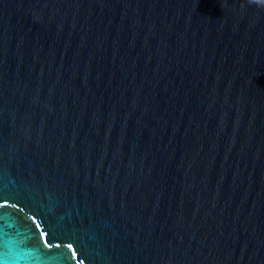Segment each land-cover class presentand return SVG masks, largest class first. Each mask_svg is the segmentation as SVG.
<instances>
[{
  "label": "water",
  "instance_id": "1",
  "mask_svg": "<svg viewBox=\"0 0 264 264\" xmlns=\"http://www.w3.org/2000/svg\"><path fill=\"white\" fill-rule=\"evenodd\" d=\"M0 264H264V0H0Z\"/></svg>",
  "mask_w": 264,
  "mask_h": 264
}]
</instances>
